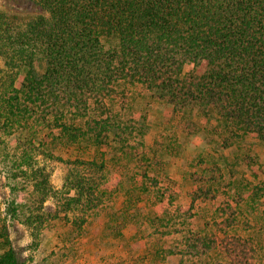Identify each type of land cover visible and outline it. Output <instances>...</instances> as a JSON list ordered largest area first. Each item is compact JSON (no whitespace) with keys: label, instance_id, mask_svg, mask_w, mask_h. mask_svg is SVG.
<instances>
[{"label":"trees","instance_id":"trees-1","mask_svg":"<svg viewBox=\"0 0 264 264\" xmlns=\"http://www.w3.org/2000/svg\"><path fill=\"white\" fill-rule=\"evenodd\" d=\"M33 1L45 13L0 10V264H24L9 218L39 245L72 213L71 237L119 264H264V0ZM153 102L174 116L148 143ZM179 131L217 154L189 162L187 205L169 171ZM39 154L70 165L62 192Z\"/></svg>","mask_w":264,"mask_h":264},{"label":"rangeland","instance_id":"rangeland-1","mask_svg":"<svg viewBox=\"0 0 264 264\" xmlns=\"http://www.w3.org/2000/svg\"><path fill=\"white\" fill-rule=\"evenodd\" d=\"M0 10L17 15L21 19H28L45 13L43 8L33 0H0ZM3 66L4 61L0 57V68ZM189 68V66H186L185 70L187 71ZM150 113L154 119V124L151 132L146 137L148 143L153 141L159 127L164 122H171V118L174 116L172 106L158 102H153L150 105ZM179 133L184 145V152L181 156L170 158L169 171L174 181L183 189L177 203L187 205L190 202L189 192L192 188L191 181L186 174V171L190 168L189 162L192 160L197 162L199 154H217L212 148L213 145L207 144L204 133L195 135L184 134L181 131ZM255 148L258 154L262 156L261 147L256 145ZM223 153L230 161H234V149L225 150ZM38 160L41 165L46 166L49 170L53 188L62 192L70 165L66 161L52 159L44 154H39ZM3 166L4 164L0 160V211L2 212H4L10 197L8 181L5 178ZM238 169L242 173L247 170L244 164L239 165ZM246 174L250 176L249 172ZM61 194L48 198L44 205L46 212L57 213L60 207ZM70 218V221L62 218L54 219L43 231L39 245L33 243L31 232L21 219L9 218L10 237L19 260L24 264H119L112 256L119 255L117 251L120 250L107 245L105 240H98V245H92L86 239L76 240V238H72L73 234L71 233H76L73 230L72 220L75 218L73 213L70 214ZM91 227L94 232V227L92 225ZM85 228H89V225L86 224ZM132 231L131 228L125 230L128 236L132 234ZM86 237L88 239L89 235Z\"/></svg>","mask_w":264,"mask_h":264}]
</instances>
